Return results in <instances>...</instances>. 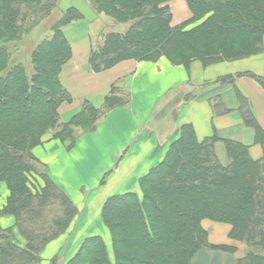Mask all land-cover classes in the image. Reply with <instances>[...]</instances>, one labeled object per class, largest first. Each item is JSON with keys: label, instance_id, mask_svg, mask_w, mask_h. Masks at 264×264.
Here are the masks:
<instances>
[{"label": "trees", "instance_id": "trees-1", "mask_svg": "<svg viewBox=\"0 0 264 264\" xmlns=\"http://www.w3.org/2000/svg\"><path fill=\"white\" fill-rule=\"evenodd\" d=\"M85 1L97 16L129 25L125 33H106L93 46L89 67L94 73L124 61L166 58L189 70L195 62L207 68L264 54V0H186L191 19L177 27L172 26L173 0ZM59 2L0 0V185L8 191L0 217L14 218L12 227L0 226V264H42L47 246L65 235L79 214L34 149L53 133L52 139L72 151L80 136L94 132L104 116L131 100L115 86L101 108L84 102L69 122H61L59 108L71 97L60 75L72 56L63 29L84 19L75 8L33 51L30 71L15 62V46L51 17ZM245 75L264 89V76ZM218 82L234 84L235 77ZM236 94L242 120L255 130L263 150L261 159H252L248 146L228 140L225 163L216 150L219 138L199 141L193 127L183 125L162 162L139 180L140 194L105 202L102 223L113 259L104 239L93 236L64 264H191L203 248L231 250L209 244L206 220L230 225L231 239L247 247L239 264H264V131L249 100ZM213 109L216 115L230 112L220 101ZM76 129L84 133L76 136ZM31 177L43 186L32 185Z\"/></svg>", "mask_w": 264, "mask_h": 264}, {"label": "crops", "instance_id": "crops-1", "mask_svg": "<svg viewBox=\"0 0 264 264\" xmlns=\"http://www.w3.org/2000/svg\"><path fill=\"white\" fill-rule=\"evenodd\" d=\"M169 5L173 27L191 19L186 0H173ZM70 8L79 10L88 24L83 26L81 21L82 25L79 22L63 29L72 56L60 75L71 97L59 108L61 120L69 121L84 102L101 108L115 86L127 92L131 100L128 106L104 116L94 132L80 136L72 151L49 135L35 148L34 154L47 167L50 178L79 211L68 232L47 246L42 254L43 263L54 258L66 263L93 236H101L107 247L111 246L110 234L101 224L105 202L129 192L140 194L139 180L162 162L183 125H191L199 141L219 138L216 150L225 163L224 142L228 140L248 146L254 160L263 155L255 140V130L242 120L236 92L249 100L264 131V89L245 75L264 76V54L207 68L195 62L189 70L166 58L157 62L124 61L94 73L89 67L90 54L104 35L105 20L97 17L85 0H60L57 9L63 15ZM227 76L235 77L234 84L218 82ZM215 101L223 102L230 112L216 115ZM7 197L8 191L6 200ZM5 204L6 201L0 202V211ZM13 225V217H0L2 228ZM203 227L211 246L231 250L203 248L191 264H239L245 258L247 247L231 239L230 225L206 220Z\"/></svg>", "mask_w": 264, "mask_h": 264}, {"label": "rangeland", "instance_id": "rangeland-1", "mask_svg": "<svg viewBox=\"0 0 264 264\" xmlns=\"http://www.w3.org/2000/svg\"><path fill=\"white\" fill-rule=\"evenodd\" d=\"M62 16L63 15L59 11V9L55 10L54 13L52 14V16L49 17L48 19H46L40 26H38L30 34V36L28 38H26L21 43L17 44V46H15L16 50L13 52V57H14L15 62H17V63L22 62L27 67V69L30 71L31 70L30 58H31L33 51L36 49V47L39 44H41L43 41H45L46 39H48L49 37L52 36L51 29L61 19ZM97 17H99V16H97ZM101 17L105 20L104 34L109 33V32L125 33L129 28V25H116L108 17L103 16V15ZM82 22L84 23L83 26H86L88 24V21L85 19H83ZM83 23L80 22V25H82ZM189 28L190 27H188V29ZM96 43H95V45H96ZM38 109H39L38 106H36L34 110L37 111ZM69 121H67V122H69ZM61 122H63V120H61ZM63 123H66V122H63ZM83 133L84 132L82 129H76V131H75L76 136L82 135ZM48 135H49V137H52L53 133L48 134ZM39 171L42 173L44 171V169L39 167ZM37 178H38V175H37ZM38 180L40 181V184L43 186V182L40 179H38ZM39 181L37 182L35 177H31L32 185H33V183H37L39 186ZM6 195H7V189H6L5 185L1 184L0 185V202L6 201ZM101 224H103V223H101ZM102 226H104V225H102ZM108 249L111 253V258L113 259L112 252H111V246H108ZM43 261H44V259H43ZM43 261H42V264H50V262H51L50 261L48 263H43ZM57 264H62L61 260L59 258H57Z\"/></svg>", "mask_w": 264, "mask_h": 264}]
</instances>
